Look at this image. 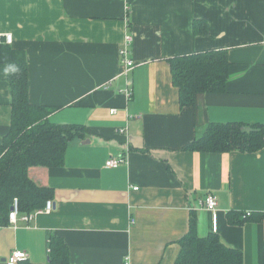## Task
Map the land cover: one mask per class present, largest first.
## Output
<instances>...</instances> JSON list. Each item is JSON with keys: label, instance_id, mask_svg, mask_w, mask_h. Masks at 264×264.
<instances>
[{"label": "crops", "instance_id": "1", "mask_svg": "<svg viewBox=\"0 0 264 264\" xmlns=\"http://www.w3.org/2000/svg\"><path fill=\"white\" fill-rule=\"evenodd\" d=\"M199 20L206 35L194 34ZM0 32L25 54L30 102L54 108L55 124L85 128L62 167L29 171L53 189V211L30 223L21 214L16 227L0 218V264L15 251L50 264V236L67 244L70 264H176L193 212L199 236L213 232L202 204L208 194L218 201L221 241L241 250L244 264H264V219L227 218L264 214V149L186 150L211 123L264 125V0H0ZM128 35L136 67L126 74L120 49ZM221 49L231 63L227 90L182 109L170 60ZM7 78L0 64V145L11 127ZM126 87L130 100L119 94ZM112 157L127 163L108 169Z\"/></svg>", "mask_w": 264, "mask_h": 264}, {"label": "trees", "instance_id": "2", "mask_svg": "<svg viewBox=\"0 0 264 264\" xmlns=\"http://www.w3.org/2000/svg\"><path fill=\"white\" fill-rule=\"evenodd\" d=\"M204 20L194 23L195 36L206 35ZM0 64L7 66L12 89V117L9 133L0 145V218L9 225L14 200L19 201L21 214H31L52 200L53 189L39 185L29 171L32 168H59L64 165L69 142L84 134L80 125H59L49 116L54 108L34 105L29 99V66L22 50L0 44ZM230 60L227 50H208L170 60L174 86L179 91L182 109L195 105L197 95L225 93L230 80ZM264 149V125L211 123L204 136L186 150L200 153H257ZM207 197V196H206ZM230 211L231 225L258 222L264 214ZM180 253L176 264H244L241 250L225 245L214 231L206 237L198 233L196 213L190 217L189 232L178 242ZM50 264H70V251L63 239L50 236ZM19 264H31L22 261Z\"/></svg>", "mask_w": 264, "mask_h": 264}, {"label": "built area", "instance_id": "3", "mask_svg": "<svg viewBox=\"0 0 264 264\" xmlns=\"http://www.w3.org/2000/svg\"><path fill=\"white\" fill-rule=\"evenodd\" d=\"M13 35L11 33H3L0 32V44H7L12 45L13 44ZM134 37L131 35H128L125 37V41L123 43L122 48L120 49V58L121 63L126 67V74L133 71L136 67V63L132 59V45H133ZM119 94L125 96L129 100L133 97L134 91L131 87H126L124 89H121L119 91ZM111 113L117 114V110H111ZM132 119V117H131ZM127 128H122L119 130V132L124 135L127 133ZM127 163V160L124 157H112L107 160L105 167L108 169H118L121 166L125 165ZM134 190H138L137 188ZM203 207H205L208 211L212 213V226L213 231L217 232L219 227V216L217 212L218 207V201L214 194H208L205 200L202 202ZM53 202L50 200L46 203V206L34 213L31 214H25L22 218L27 223H30L36 216L41 214H50L53 211ZM21 216V212L19 209V201L17 199L14 200V204L12 206V210L9 215V223L16 227L19 219ZM251 216V212H247L244 218H247ZM27 254L22 251H15L11 254V256L8 259V264H18L19 262L26 261L27 260ZM123 264H130V258L127 257Z\"/></svg>", "mask_w": 264, "mask_h": 264}, {"label": "bare ground", "instance_id": "4", "mask_svg": "<svg viewBox=\"0 0 264 264\" xmlns=\"http://www.w3.org/2000/svg\"><path fill=\"white\" fill-rule=\"evenodd\" d=\"M19 264V263H18Z\"/></svg>", "mask_w": 264, "mask_h": 264}]
</instances>
